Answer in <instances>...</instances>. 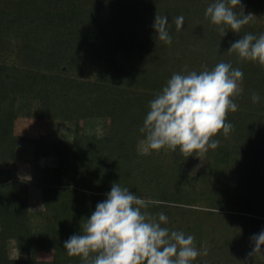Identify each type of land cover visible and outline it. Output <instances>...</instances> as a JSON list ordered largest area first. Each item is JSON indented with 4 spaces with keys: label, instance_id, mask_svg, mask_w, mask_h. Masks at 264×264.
I'll return each instance as SVG.
<instances>
[{
    "label": "trees",
    "instance_id": "1",
    "mask_svg": "<svg viewBox=\"0 0 264 264\" xmlns=\"http://www.w3.org/2000/svg\"><path fill=\"white\" fill-rule=\"evenodd\" d=\"M210 2L0 0V162L12 170L0 173V264H81L64 241L83 230L114 182L148 201V211L165 212L169 228L194 237L200 252L194 264H264V257L248 256L251 236L264 229V66L228 52L245 32L264 33V0H242L253 16L240 33L226 29L224 37L204 15ZM156 15L168 16L171 44L157 38ZM220 61L244 73L238 109L226 116L230 134L218 135L219 146L200 157L142 148L138 129L148 101L171 75ZM252 91L260 102H252ZM23 116L103 120L107 132L95 136L90 163L97 180L77 179L72 140L20 133ZM24 146L28 177L19 174ZM49 157L55 163L44 164ZM32 188L42 221L30 205ZM18 241L52 250L51 259L13 256Z\"/></svg>",
    "mask_w": 264,
    "mask_h": 264
},
{
    "label": "clouds",
    "instance_id": "2",
    "mask_svg": "<svg viewBox=\"0 0 264 264\" xmlns=\"http://www.w3.org/2000/svg\"><path fill=\"white\" fill-rule=\"evenodd\" d=\"M204 15L222 37L226 29L240 33L253 16L245 14L242 0H211ZM183 25L184 16L178 15L177 31ZM152 26L160 41L172 43L167 15H156ZM228 52L264 66V33L245 32L230 43ZM202 69L173 73L148 101L138 129L144 134L145 150L178 149L188 157H200L219 146L218 135L227 137L233 130L226 116L238 109L235 101L244 91L242 69L225 61L211 69L202 65ZM251 100L260 102V94L252 91ZM148 207L144 198L114 182L106 198L84 220L83 230L64 241V249L69 256L79 257L81 264H194L200 255L194 237L169 228L167 214H154ZM250 240L253 246L248 256L264 257V229Z\"/></svg>",
    "mask_w": 264,
    "mask_h": 264
},
{
    "label": "rangeland",
    "instance_id": "3",
    "mask_svg": "<svg viewBox=\"0 0 264 264\" xmlns=\"http://www.w3.org/2000/svg\"><path fill=\"white\" fill-rule=\"evenodd\" d=\"M107 127V124L103 120H78L77 122H61L54 120L43 123L41 121H37L34 118L30 119L23 116L18 121L19 132L25 134L28 137L35 138L44 135L49 141L58 139L72 140L74 143L75 153L77 155L76 157L78 158L76 159L78 173L77 179L84 182H92L93 180H97L91 174L90 163L92 158V147L95 136L106 133ZM141 146L142 148L146 149V144H142ZM27 153L28 148L26 146L22 147L19 158V174L26 177H28V164L26 162V158L28 157ZM42 162L44 164H53L55 163V158H43ZM7 165L8 166H4V164L0 162V167H3L0 173H2L3 176H7V174L9 175L10 171H12L9 164ZM260 173L264 177V163L261 164ZM96 185L100 190L104 189L103 182L102 184L97 182ZM30 205L35 211L36 218L42 221L43 209L40 200V194L37 189L32 188L31 190ZM11 254L23 259L46 260L51 259L52 250L33 249L29 242L18 241L12 244Z\"/></svg>",
    "mask_w": 264,
    "mask_h": 264
}]
</instances>
